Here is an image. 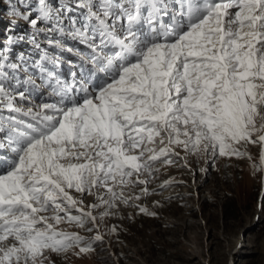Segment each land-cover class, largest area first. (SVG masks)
<instances>
[{
    "label": "snow or ice",
    "instance_id": "6c2138e0",
    "mask_svg": "<svg viewBox=\"0 0 264 264\" xmlns=\"http://www.w3.org/2000/svg\"><path fill=\"white\" fill-rule=\"evenodd\" d=\"M17 3L10 14L31 25L30 42L42 52L31 67L52 91L32 102L36 81L17 75L28 61L9 56L25 37L0 42V264L92 252L104 240L100 223L120 205L155 216L136 202L155 191L149 185L162 168L190 167V156L214 165L251 159L248 146L258 145L252 166L264 172V0ZM42 33L58 34L48 44L68 52L66 38L90 50L79 88L45 66L59 61L41 49ZM136 186L138 194L125 195ZM89 196L95 202L85 204Z\"/></svg>",
    "mask_w": 264,
    "mask_h": 264
},
{
    "label": "rangeland",
    "instance_id": "374dc122",
    "mask_svg": "<svg viewBox=\"0 0 264 264\" xmlns=\"http://www.w3.org/2000/svg\"><path fill=\"white\" fill-rule=\"evenodd\" d=\"M29 3L35 6V0ZM60 3L53 0L54 6ZM13 5L22 7L17 0H0V42L11 35L16 17L19 33L30 41L34 29L10 14ZM39 26L44 27L42 23ZM10 60L14 62L15 56ZM247 150L251 159L222 157L213 165L211 160L192 156L193 166L183 167L178 161L162 168L149 185L155 191L136 202L155 216L120 205L116 215L100 223L104 240L96 242L92 252L76 255V249L49 253V259L53 264H264V172L252 166L258 164L259 146L250 145ZM167 172L179 182L161 189L160 180L167 178ZM140 187L127 189L125 195L138 194ZM167 189L175 194L165 195ZM92 202V196L85 199V204ZM113 225L116 233L110 231ZM61 227L88 237L94 235L75 226Z\"/></svg>",
    "mask_w": 264,
    "mask_h": 264
},
{
    "label": "bare ground",
    "instance_id": "6f19581e",
    "mask_svg": "<svg viewBox=\"0 0 264 264\" xmlns=\"http://www.w3.org/2000/svg\"><path fill=\"white\" fill-rule=\"evenodd\" d=\"M66 40H68V38L67 39H65V41ZM69 41V40H68ZM62 42V41H61ZM21 43V42H20ZM46 43H47V41H46ZM43 44H45V42L43 43ZM67 47H68V45H67ZM44 48H46V44H45V46H44ZM48 49H52V50H56V51H58V52H60V54H59V56H60V58L62 59V60H64L65 59V66H66V68H68V66L70 65L69 64V57H71V55H70V53H68V54H63V53H65L66 51L65 50H60V48L59 47H55L53 44L52 45H49L48 44ZM69 56V57H68ZM58 57V56H57ZM55 76H57L56 74H55ZM32 78H34V77H32ZM41 89V86H36L33 90H31V93L33 94V95H31L32 97H33V100L30 98V100L32 101V102H35L36 103V101L34 100V99H36V96L34 95V94H37L38 93V91ZM38 102V101H37ZM40 102H42V101H40ZM39 103V102H38ZM29 106H31V104L29 105ZM189 165H191V166H193L194 165V160H193V157L192 156H190L189 157ZM160 178V177H159ZM167 179H173L175 182L174 183H172V184H176V183H178L179 182V180L174 176V175H170V173L169 172H167V178L165 179V180H167ZM162 181H164V179L163 180H160V182H162ZM160 184V183H159ZM175 194V193H174ZM173 194V191H170V190H168L167 189V191H165V195H167V196H172V195H174ZM205 198H209V195L208 194H206V196H205ZM191 223V222H190ZM236 249H237V247H236Z\"/></svg>",
    "mask_w": 264,
    "mask_h": 264
}]
</instances>
